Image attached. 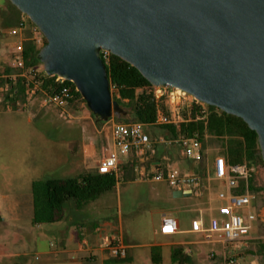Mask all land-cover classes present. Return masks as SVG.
I'll use <instances>...</instances> for the list:
<instances>
[{
	"label": "water",
	"instance_id": "obj_1",
	"mask_svg": "<svg viewBox=\"0 0 264 264\" xmlns=\"http://www.w3.org/2000/svg\"><path fill=\"white\" fill-rule=\"evenodd\" d=\"M8 1L46 40L43 72L72 82L97 122L129 117L112 100L105 50L151 86L243 120L264 163V0Z\"/></svg>",
	"mask_w": 264,
	"mask_h": 264
},
{
	"label": "crops",
	"instance_id": "obj_2",
	"mask_svg": "<svg viewBox=\"0 0 264 264\" xmlns=\"http://www.w3.org/2000/svg\"><path fill=\"white\" fill-rule=\"evenodd\" d=\"M10 41L11 39L0 37V45L10 43ZM73 113L76 115V120L69 122L77 124V128H75L77 136H72V130L69 131L71 136L66 140L67 145L62 153L64 156L58 157L59 172L55 179L73 178L83 172L96 170L102 149L112 139V125L115 121L113 116L108 121L98 123L87 106H81L77 110H73ZM28 122L31 123L32 121L28 120ZM2 129L4 128H0V130ZM79 130L81 133L80 138L78 136ZM37 131L39 132L37 128H32L28 134L35 135L38 133ZM145 131L150 138V148H145L143 154L140 155L132 150L126 156L119 158L117 182L111 192L103 194L81 209H76L73 202H67L63 207L61 220L43 230L46 235L45 238L50 237L48 243L46 244L45 241L40 240V237H36L35 243L41 248L40 254L46 256L47 261H51L52 256L58 252L60 254L72 253L80 256L75 261L78 264L87 261L104 264L109 262L110 258H108L106 252L102 251L103 246L119 235L127 246V258L130 262L134 261L135 254L138 255L134 252L136 248L148 246L157 249L154 252V257L151 253L149 256H146L145 253L142 256L146 261L154 262V264H163L166 257H168L169 262L165 263L171 264L174 263L173 260H180L179 264H229L227 260L230 258H233V264H241L242 262L246 264H264V185H260L261 182H264V176L261 179L256 177V172L261 173V169L256 166L253 170V182L248 189L252 199L248 207L241 210L243 214L252 213L255 215L249 233L234 244L224 243L218 234L212 235L210 240H206L203 233L191 234L189 230L191 222L198 217L202 218L203 228L206 229L209 217L216 213V208L219 205L224 203L217 198L218 194L229 193L225 183L216 180L213 176L215 158L217 156L224 158L222 150H215V155L210 161L209 170L202 173L200 170L204 164L206 167V152L208 150L204 145V141L210 136H206L201 141L203 162L196 163L184 158L176 144L175 146L172 145L174 143L170 144L169 141H166L172 137L162 127L146 125ZM32 138L33 136L30 135L31 141ZM41 143V139L38 138L37 144L41 146ZM18 146L16 145V147ZM22 153L16 155L19 154L18 157H21ZM24 157L27 158V155H24ZM171 166L181 172H193L201 176V195L196 196L189 190H182L186 196L174 198L172 194L176 189L169 187L166 183H141L138 180V174L141 171L153 173ZM14 173L18 177L17 170H14ZM12 174L9 177V182H6L7 191H14L13 194L11 193L15 196L14 198L22 196L27 198L25 203L19 201V198L11 199L8 207L14 215V222L24 223L28 226L31 222L33 210L32 197L31 200L29 198L31 184L33 181L40 179H35L34 175L30 176L26 183L28 189L21 192L18 185V190H12L11 187H15ZM121 188L123 189L122 192ZM122 193L127 194L128 201L130 199V207L135 209L134 212H143L146 202H151L153 208L149 214L154 215V221H156L153 224V243L147 245L138 241V239L126 240L120 206V195ZM188 193L191 195L187 196ZM4 196L1 195L0 198H4ZM114 210L117 211V216ZM182 214H190V223L181 225L178 216ZM164 215H174L177 218L179 232L176 235L166 236L160 234L159 227ZM33 226L36 228L41 227L40 224ZM98 228L100 229L99 232L97 231ZM83 242L87 243V247H82ZM58 245L59 247H57ZM207 247L210 250L208 254L205 253ZM174 249H177V252L172 257V250ZM215 250H217V253H214ZM164 252H166L165 258ZM9 256L13 261H18L16 264H31L30 261H25L26 254L24 253H12Z\"/></svg>",
	"mask_w": 264,
	"mask_h": 264
},
{
	"label": "built area",
	"instance_id": "obj_3",
	"mask_svg": "<svg viewBox=\"0 0 264 264\" xmlns=\"http://www.w3.org/2000/svg\"><path fill=\"white\" fill-rule=\"evenodd\" d=\"M0 37L11 39L10 43L0 45V109L12 112L16 108L25 109L33 118L36 112L30 106L37 105L38 110L52 108L60 121L69 122L76 120L73 110H77L85 103L74 96L77 92L72 82L59 76H54L52 87L47 91L42 87L39 72L36 68L26 66L24 59L25 44L33 43L41 48L43 43L42 34L32 23L22 17L15 25L0 31ZM110 52L101 50L100 58L105 66L110 59ZM153 87V86H152ZM20 88V90H19ZM113 87H110V91ZM152 94L156 105V115L152 126H174L187 123L191 120L190 108L196 101L191 95L176 88L153 87ZM201 107L203 103L197 101ZM162 105L167 109V114L162 110ZM145 126L139 122H117L112 125V139L101 151V156L96 170L99 174H115L117 178V165L120 157L126 156L130 151L143 154L145 148H150L149 135ZM179 146L184 158L193 162H203L201 142L197 135H178L169 141ZM250 169L246 163L229 165L226 160L217 156L214 160L213 176L216 180L223 181L229 193H219L217 198L224 203L216 208L208 220V226L203 228L201 217L191 222L189 233H203L206 240L212 235L221 236L224 243H237L245 237L252 226L255 215L252 213H241L248 207L252 199L248 190V178ZM141 183L164 182L176 190H189L196 196L201 195V176L181 172L175 167L158 170L153 173L141 171L138 174ZM239 182H243L244 192L236 193ZM99 232L100 229L98 228ZM159 232L162 235H176L178 220L174 215L162 217ZM87 245L83 242L82 247ZM87 247V246H86ZM102 251L107 253L110 259L123 260L127 257V246L123 243L121 236H116L107 242ZM233 264V258L227 260Z\"/></svg>",
	"mask_w": 264,
	"mask_h": 264
},
{
	"label": "rangeland",
	"instance_id": "obj_4",
	"mask_svg": "<svg viewBox=\"0 0 264 264\" xmlns=\"http://www.w3.org/2000/svg\"><path fill=\"white\" fill-rule=\"evenodd\" d=\"M11 11L8 2L6 0H0V31L6 29V24L8 23L7 18L11 17ZM37 69L39 70V68ZM84 106L86 107V104ZM30 109L36 112L34 118L29 116L28 111L23 108H16L12 112H5L0 109V128H4L0 130V140L2 144L0 147V197L1 195H5L4 198H0V264H16L18 261H13L11 256H9L12 253L26 254L25 261H30L31 264H78L75 261L76 258L80 256L72 253L60 254V252H58L52 256L51 261H47L46 256L40 254L41 248L36 245L35 240L36 237H40V240L45 241L47 244L50 237L45 238L46 235L43 230L53 224H40L41 227L36 228L33 226L32 222H30L28 226L24 225V223H16L14 222V215L10 212L8 207L9 200L11 199L19 198V201L25 203L27 198L26 196L14 198L15 196L12 195L14 191H7L6 182H9L10 175L13 173V185H15V187H11L12 190H18V185L21 192L28 189V184L26 185V183L30 176L34 175L33 177L35 179L40 180L56 178L59 172L58 157L64 156L62 153L67 145L66 140L70 138L71 134L72 136H77V131L75 129L77 128V124L60 121L54 109L45 108L38 110L37 105L30 106ZM28 120L32 122L29 123ZM14 128L21 129L15 130ZM32 128H37L39 132L37 131L38 133L35 135L28 134L31 132ZM63 128L64 130H62ZM70 130H72L71 134L69 133ZM80 134L79 130V138ZM30 135L33 136L32 141ZM38 138L41 139V146L37 144ZM170 140H172V138H170ZM18 144H20V146H18ZM16 145L18 147H16ZM204 145L208 150L206 152V167L204 164L200 170L202 173L209 170L210 161L215 155V150L221 149L220 143L212 137H207L204 141ZM17 153H22L21 157H18L19 154L16 155ZM24 155H27V158H25ZM257 166L261 169V173L259 171L256 172V177L261 179V177L264 176V165L258 164ZM14 170H17L18 177H16L17 174L14 173ZM260 185H264V182H261ZM122 191L123 189L121 188V192ZM29 198L31 200V190ZM120 206L123 231L126 235V240L132 241L130 239H138V241L147 245L153 243V224L156 221H154V215L149 214L153 208L151 202H146L143 212H134L135 209L130 207V199L128 201L127 194L122 193L120 195ZM114 213L116 216L118 215L116 210H114ZM178 217L181 225L190 223V214H182ZM56 241L58 240L56 239ZM57 247H59V245ZM134 252L138 253V255L135 254L133 262L128 260L125 263L117 264H154V262L150 263L146 261L142 256L144 253L146 256H149L150 253L154 252V248L148 246L140 247L136 248ZM209 252L210 250L207 247L205 253L208 254ZM214 253H217V250H215ZM165 257L166 252H164V258ZM167 258L168 257L164 259L165 261L163 264H171L165 263L169 262ZM82 264H99V262L87 261L82 262ZM104 264L116 263L105 262ZM173 264L179 263L174 262ZM241 264L246 263L242 262Z\"/></svg>",
	"mask_w": 264,
	"mask_h": 264
},
{
	"label": "trees",
	"instance_id": "obj_5",
	"mask_svg": "<svg viewBox=\"0 0 264 264\" xmlns=\"http://www.w3.org/2000/svg\"><path fill=\"white\" fill-rule=\"evenodd\" d=\"M11 7V17L8 19L6 28L15 25L21 17L29 19L21 14L13 5L6 0ZM21 16V17H20ZM43 38L42 46L46 44ZM41 46V47H42ZM33 43L25 44L24 59L26 66L36 68L42 87L49 91L52 87L54 76H47L43 72L39 61V51ZM39 68V70L37 69ZM110 87L112 100L129 114L127 120L114 119L117 122H139L144 125H152L156 115V105L152 94L153 87L150 83L131 65L120 58L110 55L109 62L105 66ZM20 90V88H19ZM74 96L85 103L78 92ZM86 104V103H85ZM162 110L167 114V109L162 105ZM191 120L174 126H160L168 131L172 138L183 134L186 136L197 135L198 139L204 140L206 136L216 139L220 143L224 159L229 165L246 163L250 169L248 178V189L253 182V170L258 164H263L260 154L257 135L238 117L226 114L216 107L201 105L195 101L190 108ZM92 113V112H91ZM93 115V114H92ZM94 116V115H93ZM95 118V117H94ZM102 123V122H98ZM115 174H99L97 170L83 172L76 177L66 179H42L35 180L31 184L32 216L33 225L54 224L61 220L62 210L67 202H73L76 209L94 202L105 193L111 192L116 185ZM244 192L243 182H239L236 193ZM177 249L172 250V257ZM157 249H154V252ZM154 252L152 256L154 257ZM129 259H110V263H125ZM179 263L180 260H173Z\"/></svg>",
	"mask_w": 264,
	"mask_h": 264
}]
</instances>
